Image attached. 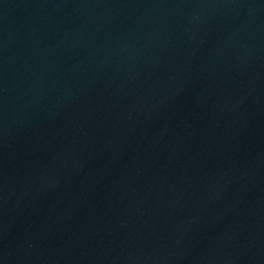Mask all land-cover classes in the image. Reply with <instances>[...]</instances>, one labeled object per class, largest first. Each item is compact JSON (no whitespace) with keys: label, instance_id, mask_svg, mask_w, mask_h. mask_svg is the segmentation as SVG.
I'll return each instance as SVG.
<instances>
[{"label":"water","instance_id":"water-1","mask_svg":"<svg viewBox=\"0 0 264 264\" xmlns=\"http://www.w3.org/2000/svg\"><path fill=\"white\" fill-rule=\"evenodd\" d=\"M0 264H264V0H0Z\"/></svg>","mask_w":264,"mask_h":264}]
</instances>
